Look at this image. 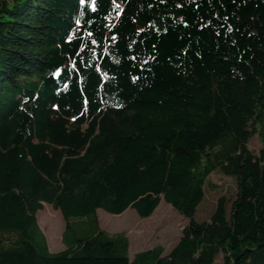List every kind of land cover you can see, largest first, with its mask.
I'll list each match as a JSON object with an SVG mask.
<instances>
[{
  "label": "trees",
  "instance_id": "16d2710c",
  "mask_svg": "<svg viewBox=\"0 0 264 264\" xmlns=\"http://www.w3.org/2000/svg\"><path fill=\"white\" fill-rule=\"evenodd\" d=\"M161 200L166 254L99 229ZM0 264H264V0H0Z\"/></svg>",
  "mask_w": 264,
  "mask_h": 264
},
{
  "label": "rangeland",
  "instance_id": "374dc122",
  "mask_svg": "<svg viewBox=\"0 0 264 264\" xmlns=\"http://www.w3.org/2000/svg\"><path fill=\"white\" fill-rule=\"evenodd\" d=\"M259 147V140L255 136L250 141V149L256 152ZM210 183L211 187L206 189L207 199L197 213L199 219H204L211 213L219 197L229 199L233 192L230 180L212 176ZM36 217L38 227L46 239L49 251L56 253L63 250L61 234L64 229V222L59 212L44 205ZM96 219L99 229L109 235L124 233L127 236L130 259L136 253L156 246L162 247L164 254L168 253L178 242L181 232L187 224L185 218L162 200L153 215L147 219L138 218L136 213L130 209L119 216L109 215L98 210Z\"/></svg>",
  "mask_w": 264,
  "mask_h": 264
}]
</instances>
